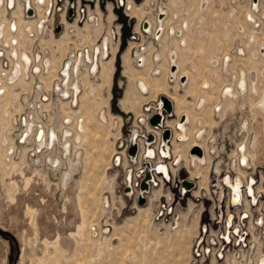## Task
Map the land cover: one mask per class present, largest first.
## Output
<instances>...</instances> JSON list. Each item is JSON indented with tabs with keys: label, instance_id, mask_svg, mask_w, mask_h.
Listing matches in <instances>:
<instances>
[{
	"label": "rangeland",
	"instance_id": "rangeland-1",
	"mask_svg": "<svg viewBox=\"0 0 264 264\" xmlns=\"http://www.w3.org/2000/svg\"><path fill=\"white\" fill-rule=\"evenodd\" d=\"M209 4L205 9L206 11L209 8L211 9L212 2ZM177 5L178 0H169L171 13L175 16L177 15ZM15 11L16 8L9 10L7 18H16ZM120 18L122 19V17ZM174 21L175 19L166 21L168 27H166L165 36L163 35L164 38L162 36L159 39L160 45H157V41H154V44L149 43L146 66L143 63L141 65L135 64L133 49L131 51L128 48L129 42H131V38L129 37L130 28L127 26L122 27L120 44L116 51L108 55L109 58L111 57L110 59L108 58L111 61L108 75H106V78L102 77L100 66L94 76L88 71L92 87L87 82L81 88L80 84L77 86L81 89L77 105L69 101V106H66L67 100H63V97L57 93H53L51 96L50 89L46 90L42 88L44 85L39 81L38 75L35 77L36 80L30 81L26 79L32 82V85L29 84V87L28 84H25L24 88L13 85L11 94L7 95L9 98L4 96L6 92L0 95L4 96L0 99V204L2 206H0V264H20L21 262L22 264H245V262L246 264H255V257L251 256L252 254H249L243 260L241 259L240 263L236 260L230 263L217 261L215 250H213V253L209 251L204 256L201 254L194 255L196 246L193 248V236L197 233L199 225L207 219V215H205V211H201L202 208L198 201L195 202L196 204L189 203L190 209L188 210L185 206V200L182 204L183 207L185 206L184 208L175 210L167 220H162V216H155L158 200L163 197L160 196L159 181L156 185L150 187L151 192H149V196H151V199L142 204L138 203V198L134 199V194L128 195L123 193L124 185L122 179L125 171V174L129 173L128 168L130 166L127 165L126 161H122L120 156L118 160L116 158V163L119 162L116 164L114 153L119 149L118 140L125 137L132 126L143 128L138 119L142 122L144 120H142V116L137 118V114H142L144 105L152 101H154L153 103L160 101L159 96L161 93L159 91H151V93L149 90L148 93L144 94L137 84L140 81V77L150 80L162 76L159 75L161 71L163 74V69L159 66L157 67V65L166 67L164 57L161 59L162 55H167L169 52L171 54V51L175 49L177 36L174 34V37H172L173 35L169 33V29L178 27ZM186 22L188 24L187 28L178 27L183 31V35L179 41L178 62L189 70L195 69V78L189 87L187 84V87L195 95L200 93V98H204L206 101L204 109L197 112L195 104L197 103L196 108L198 110L200 108L198 107L200 101L194 104L195 98L193 97L191 98L192 103H190L188 102L190 96L187 97L186 103L198 113L197 115L202 117V123H205L197 125L194 118L189 123V128L194 131L197 127L198 129H203L204 126L206 128L207 126H237L240 123L239 117L232 118V120L227 117L221 119L215 113V106H221L223 101L220 98L219 103L215 104L221 93L219 80L223 77L224 70L218 67L219 64L214 66L213 61L218 60L221 64L226 52H229L232 54L229 60L232 70L236 69V64L241 61L237 57V46L243 47L246 41V34L226 33L228 30L224 28L225 23L219 20L205 19L204 21L194 22L190 25L187 20L184 21V23ZM11 24H13L12 21L9 24L10 31L12 32ZM177 34L180 36L181 31ZM91 35L89 27V30L87 29L83 37L92 39ZM239 35H243L242 40ZM249 36L256 38L257 35L250 34ZM12 39L10 41V50L16 48V46L13 47ZM181 39L186 40V46L181 45ZM260 39L264 41V34H260ZM105 40L106 38H103L102 42L104 43ZM0 41L5 42L3 40ZM132 43L135 44V42ZM57 45V43H54L53 48H58L59 45ZM0 46L3 47L1 44ZM246 46H249V44ZM150 47L154 49L153 54H150ZM261 51L263 52V50ZM136 52L142 53L143 51L136 50ZM156 54L160 55V59H155ZM54 55L56 62L59 54ZM152 60L156 66L153 65ZM167 60H170V57ZM249 60L252 63L257 62V59L252 56ZM141 62H144V60H141ZM150 65H153L152 69H150ZM53 69L54 74L57 73V76L53 78L52 89L56 85L54 83L55 78H59L58 71H56V63ZM45 76H49V73ZM242 80L243 77L238 80L239 84H241ZM35 81H37L39 86L36 85L34 88ZM162 81L171 87L175 85V77H171L169 73L168 76L163 75ZM69 83L71 86L67 82L65 85L74 90L76 87L75 78L70 77ZM206 83L210 84L209 89L205 87ZM259 85L260 87L264 86L263 76L259 78ZM239 87L241 88L240 85ZM237 90L239 91L240 89L237 87ZM184 91V89L181 90L182 93H185ZM263 91L264 88H261L259 92L255 91V89L253 90L254 93L257 92L256 94H258L257 100L262 96ZM17 92H20L18 98L16 97ZM234 92L236 91L234 90L231 96H235ZM40 95L46 96L45 100L39 99ZM208 96H212V98L208 100ZM123 99H125V105H123ZM251 99L252 95L246 93L242 98L238 97L236 101L231 100L228 107L237 111L240 109V105L246 101L251 102ZM257 100L252 103L256 116L258 114L256 112ZM35 101L36 103L50 102V107L48 106L46 109H39L38 107L35 110V107L32 106V103H35ZM7 102L9 105H6ZM202 112H205L204 115H202ZM106 115L108 122L104 119ZM177 117L174 105L173 114L165 118L166 122H164V125L166 123V126L170 127L167 125V122H173ZM67 118L72 120L73 124L71 123V125L73 130L65 127L67 126L65 125V121L71 122ZM78 118L87 121L86 127L88 132H84V140L74 142L76 140V121ZM260 119L258 117L257 121L252 125L257 131L264 128V121L262 122ZM102 120L107 123H104ZM241 120H247L248 123H251L250 113L246 112L243 114ZM247 121H244L242 124L245 125ZM25 122L28 125L27 133L29 134L26 141L24 139L21 140L23 136L20 135L22 128H26ZM38 125H43L44 130L47 128L46 125L51 126V129L57 131L58 135H61L60 129H62V125H65L62 132L65 129H69L72 132V135L68 137L72 145H70L71 149L67 156L66 153H62L64 148L57 142V137L51 146L50 152L52 156L56 158L61 157L60 166L55 167L51 165L48 161L49 159H45L44 154V157L41 155L37 161L39 152L34 153L32 150L25 151L26 147L32 148L31 142H27L28 138H33V141L36 143V136H38L41 130ZM175 139L178 142L183 141L179 140L178 137ZM5 142L7 145L4 144ZM26 142L28 146H23ZM189 146V142L185 143L182 146V150L185 153L191 154ZM175 158V156H172L174 161ZM262 166L264 167V162H262ZM204 167L207 168L206 165ZM204 167L201 169L202 178L206 175V168ZM194 169L193 165L187 167V171L184 167H181L179 174L185 176L189 172L196 176L192 171ZM27 171H30L29 174L32 177L30 179L31 182L29 181L30 184H36V187L40 185L39 187L43 188L45 193L55 195L54 203L56 202L58 211L54 214L58 220L55 221L59 223L57 226H61V230L64 233H68L69 230L75 229L76 225H81L79 229L80 234H75L72 237V246L65 247L61 242L58 244V242L47 241L48 243H46L44 238L50 239L54 232L46 230L42 226L40 212L36 211L33 213L34 211L24 210V208L20 209L21 211L18 210V208H22V205L17 206L19 205V201L16 199V207L18 208H16V211H10L11 197L14 194L17 197L20 193V188L23 187V185H14L12 183L13 177L16 176L19 179L24 176L23 174L27 175ZM67 172H70V178H68V182L63 186L61 179L63 174ZM30 184H26L25 186L27 187L28 185L29 188ZM200 184L204 186L205 182H200ZM28 188L25 191L21 190V192L28 194V190L30 191L31 187ZM169 190L175 192L176 188L171 187ZM167 191L168 189L164 187L162 192L166 193ZM24 211L25 213H23ZM171 225L174 227H171ZM92 227L98 228L96 233H94L95 229H92ZM98 233L100 234L99 236ZM262 234L264 235V233ZM23 250H25V253ZM263 258L264 256L262 255L260 259ZM258 259L259 256L257 257L256 264H258Z\"/></svg>",
	"mask_w": 264,
	"mask_h": 264
},
{
	"label": "built area",
	"instance_id": "built-area-1",
	"mask_svg": "<svg viewBox=\"0 0 264 264\" xmlns=\"http://www.w3.org/2000/svg\"><path fill=\"white\" fill-rule=\"evenodd\" d=\"M168 1L45 0L39 4L36 0H15V6H13L10 3L6 4L4 0L2 6L6 10H11L12 6L16 8L20 2L17 11L20 13V20L32 23L33 26L37 21H42L40 27L37 25L33 30L24 29L21 34L25 39L23 46L31 55L29 67L33 68L36 64L42 67L46 65L43 62L46 55L52 58L53 54H59L56 60L57 71L61 73V76L65 74L64 71H69L70 76L78 80L80 88L84 84L83 79L86 72L95 71L96 73L97 69H92L94 65L99 68L101 60L107 54L117 50L124 26L130 28L131 42H129L128 48L131 51L133 49L134 62L137 65H141L142 62L137 61L139 56L135 53L136 49L144 50L143 53L147 54L149 43L154 44V41H157V45H160L159 38L165 34L166 30L164 25L161 28L158 25L155 26V22L160 19L169 21L175 19V25L183 29L185 20L189 22V25L205 19L219 20L225 23L224 28L228 30L226 33L246 34L243 47L237 46V57L241 61L236 64V69L232 70L229 61L232 54L229 52H226L224 56L226 59L221 64L216 61L214 63V66L219 64L218 67L224 70L223 77L219 80V88H221L220 97L225 101H222L219 109L215 106V113L221 119L227 117L232 120V118L239 117L240 123L233 127H203L201 137H197L199 142L197 145L201 147V154H207L209 157L204 162V165L207 166L206 178L194 176L189 172L187 175L181 176L180 168L184 167L187 171L189 160L183 158L176 163L172 159V155L164 154L161 151L162 145L171 143L172 129L168 127L170 134L165 138L163 131L167 127L164 125L165 118L172 115V112L168 113L162 108V103L159 106L154 104V101L143 107L144 111L141 112V116L145 119V123L138 119L143 128L132 126L127 135L118 140L119 149L114 153V159L116 163V158L119 156L122 157V161L126 158V163L130 167L128 168L129 173L125 174V171L122 179L123 193L134 194V199L142 195L146 202L150 200V187L159 181L160 196L163 197L158 200L156 217L162 216V220H167L175 210L185 206L189 210V203L196 204L195 202L198 201L202 208L201 211H205L207 219L199 225L197 233L193 236V248L196 246L194 255L204 256L209 251L213 253L215 250L217 261L230 263L233 260L240 262L241 259L252 254L256 264L257 257L264 254V235L262 234L264 233V167L262 166V162H264V128L257 131L252 126L257 120L252 102L257 100L258 94L253 92L254 89L251 86L256 85L258 92L264 88V86H259V78L264 77V53H260L261 50L264 52V41L260 39V34H264V0H178L176 17L171 15L170 10H166ZM210 2H212L211 9L206 11L205 6ZM134 5H139L143 9L144 12L141 16L134 15L131 11ZM207 16L214 18L211 19ZM20 20L15 32L20 26L24 27ZM58 26L59 30H56ZM89 27L92 39L83 38L82 34L87 32ZM248 34L257 36L251 38ZM239 37L242 40L243 35H239ZM103 38H106V44H103ZM53 43H57L59 47L52 49ZM247 44L249 46H246ZM251 56L255 57L257 62H250ZM6 60L5 58L4 64H6ZM48 67L50 69L51 65ZM240 74L244 75V87L237 91L240 79L238 75ZM58 79L55 78V84ZM69 82L70 80L67 82L70 85ZM226 87H229L232 92L237 91L238 95L231 96L230 92L226 93V90L224 91ZM223 93H226V98ZM246 93L252 95L251 102L246 101L240 105V109L237 111L228 107L231 100L236 101L238 97L242 98ZM69 95L65 93L63 100L70 99ZM73 99L74 97L72 101ZM155 112L161 113L160 126L149 123V117ZM246 112L250 113L251 123L244 120L247 122L246 125H243L244 121L241 118ZM179 117L181 119V115ZM147 125L151 128H147ZM134 130H137V133L132 138L131 132ZM150 133L153 134V139L148 141L147 136ZM131 142L136 143L133 157L128 152ZM144 145L150 146L152 154H145ZM193 145L195 144L189 146V150ZM144 159H150L152 164L165 162L169 168L170 176L158 172V169L151 165V168L148 169L149 177L146 179L148 186L141 188L140 182L146 176ZM172 165L175 166L174 170L171 169ZM151 170H153L152 173ZM153 174L156 179H153ZM184 179L189 180L191 185L183 184ZM203 181L205 182L204 187L199 188L200 182ZM236 181L239 185L238 190L234 191L232 183ZM249 185L251 189L248 188ZM164 187L168 189L166 193L162 192ZM171 187H175L176 191H170ZM184 202L187 205L185 204L183 207ZM171 227L174 226L171 225ZM92 229H95L94 233L98 230L95 227ZM229 259L231 260L229 261Z\"/></svg>",
	"mask_w": 264,
	"mask_h": 264
},
{
	"label": "bare ground",
	"instance_id": "bare-ground-1",
	"mask_svg": "<svg viewBox=\"0 0 264 264\" xmlns=\"http://www.w3.org/2000/svg\"><path fill=\"white\" fill-rule=\"evenodd\" d=\"M4 0H0V40H3L5 41L4 43L2 41H0V44L3 45V47L0 46V95H3L5 92L6 94L4 95L5 97L9 94H11V88L13 85H18V86H22L23 88L25 87L24 85L25 84H28V87H29V84L32 85V82H30L31 80H36L35 77L36 75L39 76L41 83H43V85L45 86H42V88H45L46 90H49L50 89V92H51V96L53 93H57L59 94L61 97L65 98L64 95L65 93H68L70 94V99H67L68 101L66 102V106H69V101H72V98L74 97L72 103L74 105H77L78 104V97L80 95V92H81V89L78 88L77 86H79V82L78 80L76 79V84H75V89L72 90V88L70 87H67L65 85L66 82H68V80H70V72L69 71H64L65 74L64 75H60L61 73H59V79L58 81L56 82V85L54 89H52V86H53V78L54 76H57V73L54 74V65H55V55L53 54V57H52V60L51 58L46 55L44 58H43V62H45L46 65H43L42 67H40L38 64H36V66H34L33 68L32 67H29L30 66V61H31V55H29L28 51L26 50V48L23 46V43H25V39L23 36H21V34H23V31H24V27H19L18 28V31L15 32V29L17 28V25L18 22H19V18L20 17V13H18V7L20 5V2H18V6H16V18H10L8 19L7 18V13L9 11V9L6 10V8H4L2 6V3H3ZM39 4L43 3L45 0H36ZM48 1V0H47ZM5 3H10V4H13V6H15V0H5ZM167 5V8L166 10H170V7H169V1L166 3ZM11 8L14 9L15 7ZM204 6V5H202ZM208 5L205 6V9ZM210 6V4H209ZM39 7H42V6H39ZM131 11L133 12V14L135 15H138V16H141L142 13L144 12L143 9L139 6V5H134L132 6V9ZM29 12H31V10H29ZM170 13H171V10H170ZM171 15H173L171 13ZM174 17H176L175 15H173ZM170 18V17H169ZM19 19V20H18ZM13 22V24H11V30L12 32L10 31V28H9V24L10 22ZM152 21V20H151ZM164 21L163 19H160L158 22H155V26L158 25L159 28H161L163 25H164ZM20 22L23 24V26H25V29L27 30H33V28L37 27V25L40 27L42 25V21H37L35 23V25L33 26L32 23H28L27 21L23 22L22 20H20ZM153 23V21H152ZM166 27L167 26V22L165 23ZM164 25V26H165ZM188 24L187 22L184 23V28H187ZM178 28V27H177ZM176 28V29H177ZM181 31V35L179 36L177 33ZM175 32L176 35H178L179 37H181L183 35V31L182 29H179L177 31H174V29H170L169 30V33L170 35H174L173 33ZM84 34H82V37H83ZM158 35V34H157ZM164 34H162L163 36ZM250 35V34H248ZM161 36V37H162ZM160 37V38H161ZM14 38V39H12ZM84 38V37H83ZM159 38V39H160ZM251 38H254V37H251ZM12 39V43H13V47L16 46L15 49L13 50H10L11 48L10 47V41ZM179 41H180V38H176V41H175V48L178 52V49H179ZM54 44V43H53ZM103 44H106V40L104 41ZM182 44L183 45H186V40L184 39L182 41ZM58 46V45H57ZM52 49H53V45L51 46ZM11 52H10V51ZM136 50H139V49H136ZM140 51H144V50H140ZM154 52V49L150 47V54H153ZM177 52L176 51H172L171 54H170V69H169V64H168V60H167V64L166 67H162L163 68V74L161 77L159 78H154V79H147V78H143V77H140L138 81V88L144 93H148V90L151 91H159L161 94L164 93L168 98H170L171 100V103H172V114H173V111H174V105H175V109H176V113L178 114V116L183 112V111H187V113H184L182 114L183 116V120H179L178 123H177V128L179 130H181L182 132L185 131V124L189 121V118L191 119V121L195 118V121L198 125V123H201V124H205V123H202V117L200 115H197L198 113H196V111H194V109L189 106L187 103H186V99L187 97L191 96V97H194L195 98V101H194V104L197 102V100L200 98L201 94L197 93V95H195V93L193 91H191V89H189V85L191 84V82H193L194 78H195V75H194V71L195 69H192V70H189L188 68L184 67V65H181L180 62H178L179 66H180V69H181V73L182 75L179 77V83L182 85V86H186L188 84V79H189V84H188V87L185 89V93H183L182 95L179 93V89H180V86L178 84V82L176 81L177 79V73L179 72V66L177 64V59H178V55H177ZM261 53L263 54V52L261 51ZM138 54V52H136V55ZM108 55L107 54L104 58V60L106 61H103L101 60L100 62V70H101V74H102V77L103 78H106V75H108L109 73V69H110V65H111V61L108 60ZM139 56L137 61L138 62H141V60L144 62H142L145 66V56L144 55H137ZM175 57V58H174ZM5 58L7 59L6 60V64L3 63V61L5 60ZM155 59H160V55L156 54L155 56ZM225 59V57H224ZM223 59V60H224ZM150 60V59H149ZM148 60V61H149ZM50 61L52 62V66H51V69H50V72H49V65H51ZM216 61V60H215ZM9 62V63H8ZM226 62V61H225ZM213 63H215L213 61ZM49 64V65H48ZM172 65H175L174 66V69L172 68ZM46 69L45 72L43 69ZM153 68V65H150V69ZM166 68V69H164ZM93 70L94 69H97L96 72H98V68L95 67L94 65V68H92ZM57 71V69H56ZM49 73V76H45V75H48ZM93 74H95V71L92 72ZM168 73L171 77H175V81L177 82L174 86H170L169 84H165L163 81H162V77L163 75L164 76H168ZM25 74V75H24ZM44 74V75H42ZM174 75V76H172ZM183 76V77H182ZM239 76V75H238ZM243 77V80L241 81V84H239L241 86L238 87L239 89H242L244 87V75L241 74L240 75V78ZM253 78V77H252ZM30 80V81H27V80ZM240 80V79H239ZM83 82L84 84L87 82L88 85L91 86L92 82L90 80V77H89V73L88 71L86 72L85 74V77L83 79ZM9 83V84H7ZM15 83V84H14ZM58 83H60V85H58ZM64 83V84H63ZM167 83V81H166ZM36 85L39 86V84H37V81H35L34 83V88L36 87ZM95 85V84H94ZM193 85V83H192ZM37 86V87H38ZM255 89V91L257 90L258 92V87L255 86V85H252ZM251 86V87H252ZM260 86V85H259ZM21 87V88H22ZM27 87V88H28ZM92 87V86H91ZM205 87H208V83H206ZM40 90L42 89L41 86L39 87ZM191 88V87H190ZM52 89V90H51ZM23 90V89H22ZM27 90V89H26ZM193 90V89H192ZM226 90V93L227 92H230L229 94L230 95H233V92L231 91V89L228 87H226L224 89V91ZM32 91V90H31ZM223 91V92H224ZM238 91V90H237ZM236 91V92H237ZM42 92V91H41ZM232 92V93H231ZM256 92V93H257ZM152 93V92H151ZM220 93V92H218ZM226 93H223L224 96H226ZM154 94V93H153ZM20 95V92H17L16 93V97L18 98ZM58 95V96H59ZM83 95V94H82ZM238 95L237 93H235V96ZM4 96H0V99ZM153 96V95H152ZM7 98H9L7 96ZM46 96H42L40 95L39 96V99H42V100H45ZM157 98V97H156ZM210 98H212V96H208V100H210ZM220 95H219V99L217 100V102H215V104H218L219 101L221 100L220 99ZM141 99V98H140ZM8 101V100H7ZM81 101V100H80ZM174 103H173V102ZM123 102V105L126 104L125 102V99L122 100ZM121 102V103H122ZM161 103H162V100L160 99V101L158 103H154L156 105H159L161 106ZM202 103L203 102H199L198 103V107L202 106ZM253 103V102H252ZM8 104V102L6 103V105ZM31 104V103H30ZM35 107V110L38 109H41V108H47L49 105H50V102H38L35 103L33 102L32 103ZM257 104V105H256ZM256 109H257V118L259 117V119L263 122L264 121V91L262 93V96L257 100L256 102ZM5 105V106H6ZM9 105V104H8ZM83 106V105H82ZM234 106V105H233ZM50 107V106H49ZM81 107V106H80ZM214 107V106H213ZM34 110V111H35ZM207 110V109H206ZM205 110V111H206ZM5 111V110H4ZM64 111V110H63ZM66 111V110H65ZM71 111V109H70ZM87 112V111H86ZM35 113V112H34ZM69 113V111H68ZM203 113V112H202ZM201 113V114H202ZM205 113V112H204ZM204 113L202 115H204ZM137 115H140V114H137ZM71 116V115H70ZM67 117V116H66ZM15 118V117H14ZM165 118V117H164ZM52 119V118H51ZM68 120H71L70 118H67ZM104 119H106V121L108 122V119L104 117ZM14 120V119H13ZM74 120V118H73ZM142 120L145 121V119L142 117ZM72 121V120H71ZM76 121V120H75ZM103 121V120H102ZM257 121V120H256ZM74 122V121H73ZM104 123H107L105 121H103ZM166 122V121H165ZM65 123L68 125V126H65L66 128H69V129H72V125H71V122H66ZM111 123H112V119H111ZM145 123V122H144ZM195 123V122H194ZM26 126V128H22V130L20 131V135L23 136L21 138V140L24 139V141H26V138L28 137V125L27 123L25 122L24 123ZM40 124V123H39ZM73 124V123H72ZM76 127H77V130H76V134H75V141H79L80 140H84V132H88L87 131V121L84 119L80 120L78 118V120L76 121ZM166 125V123H165ZM172 126H174V123H171ZM212 125V124H211ZM246 125V123H245ZM32 126V125H31ZM37 126V125H36ZM40 126L41 130L40 132L38 133V136H36V143L33 141V138H28L27 139V142L30 141L31 142V145H32V148H29V147H26V150L25 151H34V153H38V158H37V161L39 160L40 156L43 154L45 155V159H49V163L55 167L57 166H60L61 164V157H58L56 158L55 156H52L51 152H50V149H51V146L54 142V140L58 139V143L60 144V135H58L57 131H54V129H51V126H47L46 125V130H44V127L43 125H38ZM190 126V125H189ZM61 127H64L63 125ZM30 128V127H29ZM39 128V129H40ZM54 128V127H53ZM151 128V127H149ZM69 129H65L63 131V137H62V140H63V153H66V156L69 154V151H70V145L71 142L69 141L68 137L70 135H72V132L69 130ZM172 129V128H171ZM59 130V129H58ZM73 130V129H72ZM151 130V129H149ZM198 130V127L192 131L190 130V128L188 127V134L191 136V137H194L195 136V133L197 132ZM61 133H62V130H60ZM158 131V130H157ZM192 131V132H191ZM60 133V132H59ZM136 130L133 131L132 133V138L136 135ZM172 134H173V137H172V141L174 139V131L172 129ZM169 136V135H168ZM167 136V137H168ZM147 140H151L153 139V134H149L147 136ZM179 140H185V137L183 135H180L178 136ZM172 141L171 143L168 145L166 143V145H162L161 146V151L164 153V154H170L173 156L172 154ZM27 142L25 144H23V146H28ZM76 142V143H77ZM192 142V141H191ZM193 142L195 143L194 139H193ZM75 143V144H76ZM176 143V142H175ZM5 145H7V143L5 142L4 143ZM192 144V143H191ZM177 145V144H176ZM179 145V144H178ZM177 145V146H178ZM77 147V146H75ZM150 146L149 145H144V149L143 151L145 152ZM177 148V147H176ZM178 149V148H177ZM180 149V148H179ZM178 149V150H179ZM27 151V152H28ZM177 151V150H176ZM10 152H13V151H10ZM174 153L175 150H174ZM187 153V152H186ZM145 154H152V150L149 148ZM132 157L135 155V152L131 154ZM187 155V154H186ZM192 157H199L200 160H204V155L205 154H201V155H198V154H195L194 152L191 151V154H190ZM198 155V156H197ZM24 156V155H23ZM44 157V156H43ZM185 157V156H184ZM43 159V158H42ZM187 159V157H186ZM36 160V159H35ZM118 160V158H117ZM121 160H122V157H121ZM149 160V161H148ZM144 159L143 161L145 162L144 165H145V170H148L150 169L151 167V161L150 159ZM189 160V159H188ZM72 161V160H71ZM180 159L179 158H175V162H179ZM71 164V163H70ZM72 165V164H71ZM152 166H154L155 168L158 169V172H163L164 174H166L167 176H170V171H169V168L168 166L165 164V162H154L152 164ZM72 168V167H71ZM199 169V168H198ZM75 170V169H74ZM153 170H151V173H152ZM205 171V169H204ZM203 171V172H204ZM201 172V171H200ZM30 171H27V175L26 174H23L24 176L23 177H20L19 179L15 177H13V184L14 185H23V187L20 188V193L19 195L16 197V194H14L11 198H12V203L10 204L11 205V210L10 211H16V200L19 201V205L17 206H20L22 205V208H18V210L20 209H23L24 210H30V211H34L33 213H35L36 211L40 212L39 214L41 215L40 216V222L42 223V226L46 229V230H50L51 232L53 231L54 234L53 236L50 237V239H47V238H44V240H46V243H48L47 241H50V242H61L63 246L65 247H68V246H72V243H73V240H72V237L75 236V234H80V231L79 229L81 228V225H76L75 226V229L73 230H69L68 233H64L62 230H61V226L58 227L57 225L59 223H57L56 221L57 220V216H55L54 213H56L58 211L57 209V206H56V202L54 203V198H55V195L51 194V195H48L47 193H45V190H43V188H40L39 186L36 187V184H30L29 181L31 182V175L29 174ZM32 173V172H31ZM150 174V173H149ZM201 175V174H200ZM203 175V174H202ZM68 178H70V172H67V173H64L63 174V177L61 179V183L63 184V186L68 182ZM153 179H156L155 175H153ZM33 181V180H32ZM37 181V180H36ZM43 181V180H42ZM45 181V180H44ZM24 182V183H23ZM46 182V181H45ZM158 183V182H157ZM26 184H30L29 185V188L31 187L30 191L28 190V194H23L24 192H21L22 191H25L27 188H28V185L27 187L25 186ZM47 184V183H46ZM238 185L239 183L236 181L235 183H232V186L234 188V191L238 190ZM68 186V185H67ZM201 186V185H200ZM203 186V184H202ZM28 188V189H29ZM249 189H251V186L249 185L248 186ZM53 192V191H52ZM16 193V192H15ZM26 193V192H25ZM53 200V202H52ZM56 201V200H55ZM58 204V203H57ZM145 205V204H144ZM1 206V204H0ZM2 207V206H1ZM8 208V209H10ZM1 209V208H0ZM21 211V210H20ZM65 212V211H63ZM25 213V211L23 212ZM54 214V215H53ZM56 220V221H55ZM64 223V222H63ZM28 225V224H27ZM31 225V223H30ZM61 225V224H60ZM100 227V226H99ZM27 229V228H26ZM25 229V230H26ZM71 229V228H69ZM101 230V228H100ZM24 231V230H23ZM92 231V229H91ZM66 232V231H65ZM101 232V231H100ZM99 232V233H100ZM98 233V236L100 235ZM105 233V232H104ZM23 234V233H22ZM65 234V235H64ZM67 234V235H66ZM51 235V234H50ZM34 236V235H33ZM43 239V238H42ZM76 240V238H75ZM23 241V240H22ZM42 242V241H41ZM53 244V243H52ZM61 247V246H60ZM25 248V247H24ZM23 248V249H24ZM57 249V248H56ZM24 253H25V250H23ZM67 251V250H66ZM60 252V251H59ZM63 255V254H62ZM264 256V254H262ZM261 255V256H262ZM4 256V255H3ZM259 256V259L260 257ZM259 261V264H264V258L263 259H260ZM240 263V262H238ZM22 264V262L20 263ZM78 264V263H77ZM83 264V263H82Z\"/></svg>",
	"mask_w": 264,
	"mask_h": 264
},
{
	"label": "flooded vegetation",
	"instance_id": "flooded-vegetation-1",
	"mask_svg": "<svg viewBox=\"0 0 264 264\" xmlns=\"http://www.w3.org/2000/svg\"><path fill=\"white\" fill-rule=\"evenodd\" d=\"M168 19H166L165 21H164V25H165V23H166V21H167ZM166 26V25H165ZM171 28V27H170ZM173 29H174V31H176V28L175 27H173ZM170 30V29H169ZM165 33H166V30H165ZM164 36H165V34H164ZM164 36H163V38H164ZM177 36V38L179 39V38H181V37H179L178 35H176ZM172 37H174V35L172 36ZM163 38H162V40H163ZM161 40V41H162ZM184 39H181V45H183L182 44V41H183ZM186 46V45H185ZM173 51V50H172ZM171 51V52H172ZM174 51H176L177 52V50H176V48L174 49ZM148 53H149V46H148V48H147V54H145V53H138L137 55H144L145 56V60H146V62H145V66L147 65V56H148ZM156 53V52H155ZM167 55H168V57H167ZM167 55H162V58L161 59H163V57H164V59H165V61H166V64H167V59H169V55H170V52L167 54ZM177 55H178V59H179V54H178V52H177ZM109 58V57H108ZM107 58V59H108ZM111 58V57H110ZM109 58V59H110ZM178 59H177V64H178ZM102 60H104V58L102 59ZM104 61H106V60H104ZM214 62H215V60H214ZM216 62H218V63H220V61H218V60H216ZM50 63H51V61H50ZM152 63H153V65L154 66H156L155 65V63L153 62V60H152ZM168 64H169V68H170V60H168ZM161 67L162 68V66L161 65H157V67ZM178 66H179V64H178ZM156 67V68H157ZM163 69V68H162ZM100 72V71H99ZM162 75V71H161V74L159 75V76H161ZM180 75H182V73H181V70H180V66H179V72L177 73V79H176V81L178 82V84H179V76ZM175 81V84L177 83ZM75 84H76V80H75ZM188 84H189V79H188ZM210 86V84L208 83V87ZM186 87H187V85L185 86V87H182L181 85H180V88H182V89H186ZM182 89H180V94L182 95L183 93L181 92V90ZM148 92H149V90H148ZM225 97V96H224ZM191 98H193V97H189V99H188V102H190V103H192L191 102ZM68 101V100H67ZM66 101V102H67ZM198 101H201V102H203L202 103V106H200V108L197 110V108H196V105H197V103L195 104V110L197 111V112H199V111H201V110H203L204 109V107H205V105H206V101H205V99L204 98H199L198 100H197V102ZM219 107H220V105H217V109H219ZM176 110V109H175ZM216 111V110H215ZM184 113H187V111H183L180 115L182 116V114H184ZM177 114V113H176ZM142 114H140V115H137V118H139V116H141ZM179 115V116H180ZM177 116H178V114H177ZM177 117V119L176 120H174L173 122H167V125L168 126H170L171 128H173L174 129V139H173V141H172V154H173V156H175V157H177V158H179L180 160L181 159H183V158H185V160H188L189 159V166H191V165H193L194 167H195V169L194 170H192L193 171V173L194 174H196V176H201L202 177V173L200 172L201 171V169L205 166L204 165V162L207 160V159H209V157L207 156V154H205L204 155V160L202 161V160H200V158L199 157H192L191 155H190V153H185L183 150H182V146L185 144V143H190V145H192V144H199V142L197 141V137H201V134H202V130L203 129H198L197 130V132L195 133V136L194 137H191L189 134H188V127H189V123L191 122V119H190V117H188L189 118V121L185 124V131L184 132H182L181 130H179V129H177L176 128V126H177V123H178V121H179V119H180V117ZM107 117V115L105 116V118ZM71 123H72V121H71ZM171 123H174V126H172L171 125ZM198 124H201V123H198ZM65 125H67V124H65ZM64 125V126H65ZM68 126V125H67ZM64 127H62V129H63ZM149 128V127H148ZM62 129H60V130H62ZM180 135H183L184 137H185V140L184 141H181V142H178L175 138H177L178 136H180ZM62 137H63V132L61 133V135H60V144H61V146L63 147V145H62V143H63V140H62ZM190 139V140H189ZM193 139H194V141H195V143L193 142ZM189 140V141H188ZM192 141V142H191ZM176 142V143H175ZM192 143V144H191ZM178 146H177V145ZM179 149H177V148ZM144 149V148H143ZM174 150H175V152L176 153H174ZM177 150V151H176ZM63 153V152H62ZM187 154V155H186ZM185 156V157H184ZM186 157H187V159H186ZM126 161V158L124 159V162ZM173 168H175V166L174 165H172L171 166V169L173 170ZM199 168V169H198ZM204 168H206V167H204ZM201 174V175H200ZM204 186H202L201 185V188H203ZM148 207V206H147ZM258 264H259V261H258Z\"/></svg>",
	"mask_w": 264,
	"mask_h": 264
},
{
	"label": "water",
	"instance_id": "water-1",
	"mask_svg": "<svg viewBox=\"0 0 264 264\" xmlns=\"http://www.w3.org/2000/svg\"><path fill=\"white\" fill-rule=\"evenodd\" d=\"M56 30H59V26L56 28ZM175 65H172V68L174 69ZM183 77V76H182ZM160 99L162 100V108L165 109L168 113H170L172 111V103L170 98H168L166 95L161 94L160 95ZM161 113L160 112H155L153 113L150 117H149V123L152 125H157L160 126L161 124ZM181 119H183V116H181ZM170 134V129L168 127L164 128L163 131V137H167ZM192 152H196L198 154H201V147L199 145H193L190 149ZM136 151V143L135 142H131L130 146L128 147V152L129 153H134ZM149 177V171L146 170V176L141 180L140 182V187L141 188H147V182L146 179ZM183 184L185 185H191V182L187 179L183 180ZM145 202V197L142 195H139L138 197V203L142 204Z\"/></svg>",
	"mask_w": 264,
	"mask_h": 264
},
{
	"label": "crops",
	"instance_id": "crops-1",
	"mask_svg": "<svg viewBox=\"0 0 264 264\" xmlns=\"http://www.w3.org/2000/svg\"><path fill=\"white\" fill-rule=\"evenodd\" d=\"M28 151V150H27ZM24 158V157H23ZM16 163V162H15Z\"/></svg>",
	"mask_w": 264,
	"mask_h": 264
}]
</instances>
